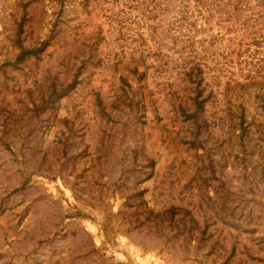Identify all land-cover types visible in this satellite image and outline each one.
<instances>
[{"label": "rangeland", "instance_id": "obj_1", "mask_svg": "<svg viewBox=\"0 0 264 264\" xmlns=\"http://www.w3.org/2000/svg\"><path fill=\"white\" fill-rule=\"evenodd\" d=\"M0 264H264V0H0Z\"/></svg>", "mask_w": 264, "mask_h": 264}, {"label": "trees", "instance_id": "obj_2", "mask_svg": "<svg viewBox=\"0 0 264 264\" xmlns=\"http://www.w3.org/2000/svg\"><path fill=\"white\" fill-rule=\"evenodd\" d=\"M194 67V66H193ZM194 70V68L192 69V71ZM196 70H201L200 68H199V65L198 64H196ZM193 73V72H192ZM200 79H198V78H196V85H199L200 84ZM200 94V93H199ZM199 94H197L196 95V110L197 109H201V107H202V101H200L199 100ZM198 115H199V111L197 110L196 111V119H197V117H198ZM175 211H176V209L175 208H170L169 210H166L164 213L167 215V220H170V221H172L174 218H175ZM150 213H152V212H149V215H150ZM185 216H186V214H184L183 215V217L181 218V219H179L178 221L179 222H183V228L181 229V231L180 232H183V231H185V228H186V225H185ZM157 218H158V216H155V218H153L154 220H156V224L158 223V221H157ZM192 222L194 223V218H192ZM155 223V222H154ZM193 228L194 227H192V228H190L189 230H188V232H191L192 230H193Z\"/></svg>", "mask_w": 264, "mask_h": 264}]
</instances>
